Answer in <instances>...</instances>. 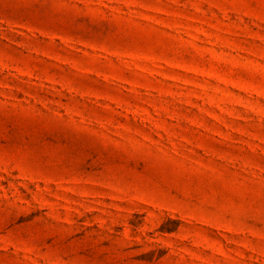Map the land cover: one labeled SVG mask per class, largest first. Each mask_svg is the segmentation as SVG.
Returning a JSON list of instances; mask_svg holds the SVG:
<instances>
[{
  "label": "rangeland",
  "instance_id": "obj_1",
  "mask_svg": "<svg viewBox=\"0 0 264 264\" xmlns=\"http://www.w3.org/2000/svg\"><path fill=\"white\" fill-rule=\"evenodd\" d=\"M0 264H264V0H0Z\"/></svg>",
  "mask_w": 264,
  "mask_h": 264
}]
</instances>
